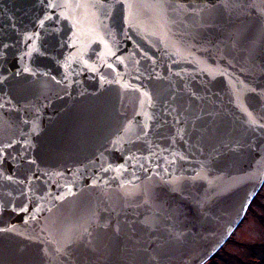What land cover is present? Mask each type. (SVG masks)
<instances>
[{
    "label": "water",
    "instance_id": "95a60500",
    "mask_svg": "<svg viewBox=\"0 0 264 264\" xmlns=\"http://www.w3.org/2000/svg\"><path fill=\"white\" fill-rule=\"evenodd\" d=\"M262 125L264 0H0V264L207 263Z\"/></svg>",
    "mask_w": 264,
    "mask_h": 264
},
{
    "label": "rangeland",
    "instance_id": "374dc122",
    "mask_svg": "<svg viewBox=\"0 0 264 264\" xmlns=\"http://www.w3.org/2000/svg\"><path fill=\"white\" fill-rule=\"evenodd\" d=\"M255 197L222 250L207 264H264V251L256 246L264 243V222L258 219L264 214V183Z\"/></svg>",
    "mask_w": 264,
    "mask_h": 264
},
{
    "label": "trees",
    "instance_id": "16d2710c",
    "mask_svg": "<svg viewBox=\"0 0 264 264\" xmlns=\"http://www.w3.org/2000/svg\"><path fill=\"white\" fill-rule=\"evenodd\" d=\"M255 200H256V197L253 199V202H254ZM253 202H252V203H253ZM259 206H260V205H259ZM263 209H264V207H263ZM258 219H260V220H262V221L264 222V214L261 215V216H259ZM225 244H226V243H225ZM245 246L248 247V245H245ZM256 246L259 247L260 249H262V250L264 251V243L258 244V245H256ZM220 250H222V248H221ZM220 250H219V251H220ZM263 251H262V252H263ZM216 254H217V253H216ZM216 254H215V255H216ZM215 255H214V256H213L208 262L212 261V260L214 259ZM208 262H207V263H208ZM207 263H206V264H207Z\"/></svg>",
    "mask_w": 264,
    "mask_h": 264
},
{
    "label": "snow or ice",
    "instance_id": "6c2138e0",
    "mask_svg": "<svg viewBox=\"0 0 264 264\" xmlns=\"http://www.w3.org/2000/svg\"><path fill=\"white\" fill-rule=\"evenodd\" d=\"M49 7H53V8H55V7H60V5H57V4H55V3H52V4L49 5ZM66 7H70V4H66ZM41 23H43V21H42ZM25 71H28V69H25ZM249 116H250V121H251L252 123H256L255 119L252 118L251 114H249ZM262 126H264V125H262Z\"/></svg>",
    "mask_w": 264,
    "mask_h": 264
}]
</instances>
